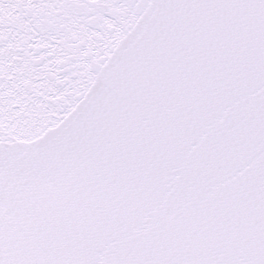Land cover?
<instances>
[{"label": "snow or ice", "instance_id": "obj_1", "mask_svg": "<svg viewBox=\"0 0 264 264\" xmlns=\"http://www.w3.org/2000/svg\"><path fill=\"white\" fill-rule=\"evenodd\" d=\"M0 264H264V0H0Z\"/></svg>", "mask_w": 264, "mask_h": 264}]
</instances>
